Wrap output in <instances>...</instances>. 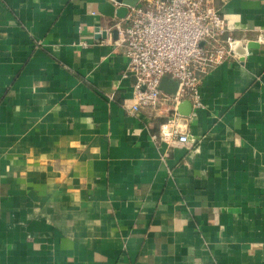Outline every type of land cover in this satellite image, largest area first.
I'll return each mask as SVG.
<instances>
[{"label": "crops", "instance_id": "crops-1", "mask_svg": "<svg viewBox=\"0 0 264 264\" xmlns=\"http://www.w3.org/2000/svg\"><path fill=\"white\" fill-rule=\"evenodd\" d=\"M106 1L0 0V264H264V0H214L257 46L203 75L170 145L178 83L127 112Z\"/></svg>", "mask_w": 264, "mask_h": 264}, {"label": "built area", "instance_id": "built-area-1", "mask_svg": "<svg viewBox=\"0 0 264 264\" xmlns=\"http://www.w3.org/2000/svg\"><path fill=\"white\" fill-rule=\"evenodd\" d=\"M103 31L107 35L97 43L124 47L129 58L126 75L135 78L127 112L157 108L163 95L161 81L169 76L177 81L178 89L169 98L167 120L151 138L168 145L188 142V120L204 108L200 91L203 75L238 56L232 49L238 40L214 0H138L128 7L125 17L98 29L99 34ZM115 31L117 39L112 43L107 36ZM79 43L87 45L85 40ZM185 99L192 104L189 117L178 111Z\"/></svg>", "mask_w": 264, "mask_h": 264}, {"label": "water", "instance_id": "water-1", "mask_svg": "<svg viewBox=\"0 0 264 264\" xmlns=\"http://www.w3.org/2000/svg\"><path fill=\"white\" fill-rule=\"evenodd\" d=\"M119 2V6L115 5V3L106 1L100 4V11L111 18H123L126 16L128 12V7L133 6L137 3L138 0H116ZM101 37H106V31H103ZM115 37H117V32H114ZM257 46L255 42H249L246 46L243 45L240 41H236L232 49L238 56H244L247 54L248 49Z\"/></svg>", "mask_w": 264, "mask_h": 264}]
</instances>
